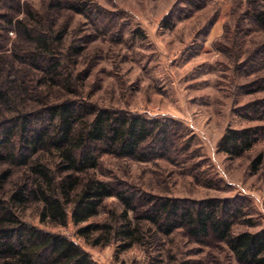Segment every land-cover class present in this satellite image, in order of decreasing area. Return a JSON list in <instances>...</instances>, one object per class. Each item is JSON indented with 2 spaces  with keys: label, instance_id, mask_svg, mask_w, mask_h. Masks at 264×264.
<instances>
[{
  "label": "rangeland",
  "instance_id": "374dc122",
  "mask_svg": "<svg viewBox=\"0 0 264 264\" xmlns=\"http://www.w3.org/2000/svg\"><path fill=\"white\" fill-rule=\"evenodd\" d=\"M261 9L251 0H0V85L12 93L10 105L0 103V121L71 100L166 122L173 136L153 158L103 154L89 174L133 189L144 209L152 198L231 200L233 234L263 230L264 29L254 19ZM28 19L50 32L60 77L26 57L35 44L18 21ZM243 129L258 133L250 150L237 157L221 150L228 131ZM3 156L0 198L8 200L34 176ZM57 161L51 151L32 158L55 180L64 175ZM41 210L33 199L14 208L23 222L69 238L96 264H240L213 237L196 238L185 227L167 234L132 211L126 219L116 197L78 226L42 222ZM135 226L133 241L126 239L121 230Z\"/></svg>",
  "mask_w": 264,
  "mask_h": 264
},
{
  "label": "trees",
  "instance_id": "16d2710c",
  "mask_svg": "<svg viewBox=\"0 0 264 264\" xmlns=\"http://www.w3.org/2000/svg\"><path fill=\"white\" fill-rule=\"evenodd\" d=\"M251 1L264 6V0ZM29 19L18 21L23 33L35 44L26 57L47 65L44 74L48 77H60L59 65L52 63L55 50L51 49L50 32L39 30L35 21ZM254 19L264 29V9L257 10ZM12 21L8 20L10 24ZM10 90L0 85V103H12ZM171 129L168 123L157 119L98 110L71 100L43 104L37 112L22 110L15 117L0 121V159L6 155L5 159L12 164L30 166L34 176L32 186L24 184L8 200L0 198V264H96L69 238L23 222L14 208L33 199L42 204V222L66 227L71 219L78 226L95 217L103 202L111 197L124 205L126 219L132 211L139 220H148L164 228L167 234L185 227L196 238L213 237L225 242L240 264H264V229L233 234L238 214L232 210L231 200L190 202L152 198L144 209L133 189L89 174V170L98 167L103 154L140 161L153 158L158 149L167 148L173 136ZM258 139V133L252 129L231 130L223 137L221 150L233 157L241 156ZM45 151L58 157L57 167L64 174L59 180H55L45 164L32 162L33 157ZM136 230V226L127 227L121 233L133 241ZM79 233L85 236L88 228L80 229Z\"/></svg>",
  "mask_w": 264,
  "mask_h": 264
}]
</instances>
